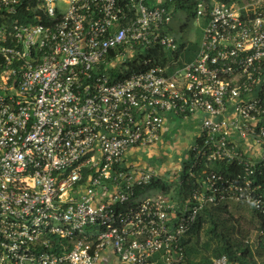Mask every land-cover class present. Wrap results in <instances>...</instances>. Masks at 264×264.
Instances as JSON below:
<instances>
[{"label":"built area","instance_id":"1","mask_svg":"<svg viewBox=\"0 0 264 264\" xmlns=\"http://www.w3.org/2000/svg\"><path fill=\"white\" fill-rule=\"evenodd\" d=\"M172 1L0 0V264H187L204 208L264 219V0H196L190 62ZM177 121L197 125L174 183L134 158Z\"/></svg>","mask_w":264,"mask_h":264},{"label":"trees","instance_id":"2","mask_svg":"<svg viewBox=\"0 0 264 264\" xmlns=\"http://www.w3.org/2000/svg\"><path fill=\"white\" fill-rule=\"evenodd\" d=\"M188 1L173 0L164 6L168 11L174 12L180 8L183 2ZM220 1L228 2L230 0ZM197 45L196 42H188L186 46L185 44L180 46V51L186 47L185 56H183L185 62L194 59L198 51ZM154 59L159 64H163L168 60V54L158 47ZM153 187L165 192L168 190V186L164 182L154 181L148 188ZM173 190L176 197L178 189L174 188ZM137 193L140 191L137 190ZM252 214L254 223L251 222L250 225L256 236V247H253L250 241L251 231L241 227L240 221L234 217L227 206L204 208L198 215L194 226L181 241L187 264H210L212 259L223 255L237 264H254V257L260 258L264 252V219L253 211Z\"/></svg>","mask_w":264,"mask_h":264},{"label":"rangeland","instance_id":"3","mask_svg":"<svg viewBox=\"0 0 264 264\" xmlns=\"http://www.w3.org/2000/svg\"><path fill=\"white\" fill-rule=\"evenodd\" d=\"M195 1L189 0L188 2H183L180 8L172 13L170 21L165 27L166 36L174 41L175 49L170 53L171 55L180 49L179 46L181 44L186 43L187 45L188 42H196L198 44L200 40L201 21L195 18ZM196 125V122L192 123L188 121L180 123L177 121L176 124L168 127L166 131L167 135L160 144L151 147L149 151H137V157L134 160L137 159L141 163L155 168H170L164 171V174L161 173L162 177L172 180L174 183L178 182L185 172L180 160L185 158L186 150L192 144L190 135L196 132ZM172 171H177L175 177L171 176L170 173ZM154 193V191L145 192L140 195V198L151 196ZM228 209L240 221L241 227L244 230L251 231L250 241L253 247H256V236L250 225L251 222L254 223L251 209L246 205L235 203L229 204ZM254 264H264V252L260 258L254 257Z\"/></svg>","mask_w":264,"mask_h":264},{"label":"crops","instance_id":"4","mask_svg":"<svg viewBox=\"0 0 264 264\" xmlns=\"http://www.w3.org/2000/svg\"><path fill=\"white\" fill-rule=\"evenodd\" d=\"M99 264H117L116 258L113 256L111 251H105L103 255L101 256V259L99 261ZM152 264H162L159 260L156 258L152 261Z\"/></svg>","mask_w":264,"mask_h":264}]
</instances>
